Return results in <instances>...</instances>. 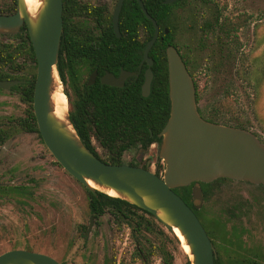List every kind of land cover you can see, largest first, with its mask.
<instances>
[{
	"label": "rangeland",
	"instance_id": "obj_1",
	"mask_svg": "<svg viewBox=\"0 0 264 264\" xmlns=\"http://www.w3.org/2000/svg\"><path fill=\"white\" fill-rule=\"evenodd\" d=\"M8 2L0 0V4ZM210 2L217 5L221 19L242 24L236 32L238 45H229L234 60L225 70L216 72L209 62V53L214 49L211 36L201 34L198 27L200 20L209 15V4L186 0L173 7L177 23L174 40L197 66V107L205 117L209 116V108H215L217 123L240 125L264 144V0ZM58 80L69 105L67 88L59 76ZM25 108L16 92H0V129L10 134L0 145V254L29 250L47 254L61 264H162V252L170 256L172 264L190 261L180 241H170V231L158 222L154 224L156 232L143 229L134 233L138 216L152 219L140 211L131 219L115 217L107 210L94 219L85 236L91 216L87 188L58 164L37 133L24 132L8 120L23 116ZM93 147L102 159H110L94 142ZM158 153L159 149L152 147L147 151L132 148L123 153L121 160L127 164L140 157L143 163H152L151 171L160 170L162 175L164 164L157 161ZM224 189L258 193L243 182H227ZM249 215L246 227L253 230L254 242L264 243L259 204L251 207ZM138 245L146 251L144 260L135 250Z\"/></svg>",
	"mask_w": 264,
	"mask_h": 264
},
{
	"label": "water",
	"instance_id": "obj_2",
	"mask_svg": "<svg viewBox=\"0 0 264 264\" xmlns=\"http://www.w3.org/2000/svg\"><path fill=\"white\" fill-rule=\"evenodd\" d=\"M177 0H164L171 4ZM13 15L0 14V31H14L25 22L34 49L37 73L33 93V109L40 136L54 159L74 179L91 191L112 190L117 198L152 214L165 228L176 227L190 248L191 264H213L212 245L193 210L173 190L193 182L208 183L220 177L264 185V144L251 131L209 121L198 112L196 89L178 50L166 48L170 113L159 132V157L163 161L162 175L128 164L101 161L83 144L70 115L65 119L54 115L51 94L58 81V56L63 32L62 0H41L34 15L28 12L25 0H16ZM123 0L113 14V28L120 36L118 19ZM142 12L154 27L147 41L141 64L145 61V81L142 96L150 93L153 73L149 51L159 36V26L149 15L141 0ZM168 33V29H165ZM140 64V66H141ZM135 73L122 71L116 78L105 76L102 82L122 86L126 77ZM0 82V86L7 87ZM91 181L98 188L89 185ZM193 196L201 200L195 187ZM93 225L92 217L86 232ZM0 264H61L55 258L29 250H9L0 254Z\"/></svg>",
	"mask_w": 264,
	"mask_h": 264
},
{
	"label": "flooded vegetation",
	"instance_id": "obj_3",
	"mask_svg": "<svg viewBox=\"0 0 264 264\" xmlns=\"http://www.w3.org/2000/svg\"><path fill=\"white\" fill-rule=\"evenodd\" d=\"M127 1L123 0L119 12L118 26L121 11ZM135 1L140 7L138 0ZM185 1L177 0L178 4L184 3ZM118 2L119 0H62L63 26L66 23L74 30L75 34L68 36V38L72 42H75L74 45L69 46L76 48L74 53L75 60H72L71 63L68 61L67 67L63 70V84H65L67 88L66 92L69 96L68 107L70 117L85 123H96L98 121V117L93 110L96 106L95 98L98 95V91L105 93L106 91H114V88L125 87L128 89L132 85L131 79H133V89L137 91L139 88L142 94V85L145 81V71L147 69V63L145 61L141 64L143 51L147 43L146 29L141 22L137 34L122 36L120 33V36H117L113 28V14ZM141 2L143 3V0ZM0 5L1 15H13L17 11L16 0H9L7 4L2 3ZM116 38H120L123 41L117 44L115 42ZM139 48H141L142 56L135 69L124 68L123 66H120L118 70L111 69L113 64H115L113 54L116 49H124L121 50L123 51V58L125 61L130 62L131 60L136 61L138 59ZM122 71L135 74L126 77L122 86H114L102 82L105 76L113 75L118 78ZM36 73L37 63L35 53L25 22L14 31H0V82L8 84L7 87L0 86V92L9 94L16 92L21 102L25 104L26 108L23 116L8 117V120L10 121L12 119L20 130L27 133H37L25 131L19 126L20 122H23L29 117L30 103L27 101V91L31 88L32 81L34 83L33 85H35ZM31 105L33 109V99ZM37 134L43 142L39 131ZM0 136L4 140L5 138L8 139L10 134L0 129ZM3 140L0 141V145L3 144ZM93 142L101 150L108 151L91 134L92 146ZM160 145L161 143L154 141L144 151L149 150L150 147L160 150ZM94 150L96 151L95 148ZM158 160H161L159 153ZM127 164L150 170L149 168L152 163L150 161L143 163L142 158L138 157L135 162H129ZM158 175L160 176L161 172ZM227 182L246 183L254 187V190L258 193L241 189L225 190L224 184ZM184 187L189 188L190 194L188 202L185 201V203L197 216L212 245L213 264H264V243H255L254 240L256 239L253 236V230L251 231V228L246 227L247 218L250 217L251 207L259 204L260 215L258 217L262 224L260 231L263 235L261 241H264L263 184H254L249 181L220 177L208 183L196 181ZM195 187L201 191V200L193 196V189ZM230 197L234 198L230 200ZM136 214L137 211H135L134 217ZM90 215L94 225V219L98 218H94L92 214ZM156 221L159 225L163 226L157 219ZM86 232L85 236H87Z\"/></svg>",
	"mask_w": 264,
	"mask_h": 264
},
{
	"label": "trees",
	"instance_id": "obj_4",
	"mask_svg": "<svg viewBox=\"0 0 264 264\" xmlns=\"http://www.w3.org/2000/svg\"><path fill=\"white\" fill-rule=\"evenodd\" d=\"M194 1L199 5L208 6L209 4V15L200 20V25H198V27L201 34L204 36L209 34L211 36L214 49L209 53V62L212 63V71L216 72L225 70L226 66L235 58L232 54L233 52L229 50V45H238L236 32L242 24L240 22H231L226 18L221 19L220 10L217 5L215 3L212 4L210 0L209 2L208 0ZM143 4L149 15L159 26V36L149 51V57L153 61L151 65L153 78L149 95L147 97L142 96L139 88L135 91L133 89L134 80L131 79L132 85L128 89L124 87L114 88V91H106L105 93H103V91L97 92L98 95L95 98L96 106L93 108L98 117L96 123H85L70 117L78 136L87 149H89L101 161L110 164H122L121 156L125 150L136 148L139 151H144L148 148L150 143L154 141L161 143L162 139L158 136V133L166 124L170 113L168 68L166 59L167 46L171 45L175 47L180 53L188 72L193 78L196 89V102L198 104V84L195 80V69L197 66L180 51L178 44L174 40L177 23L173 7L176 6L178 2L164 4V0H143ZM141 22L146 29L147 42L153 36V24L146 18L135 0H128L120 14V33L122 36L127 34H137ZM165 29H168V33H165ZM73 34H75L74 30L65 23L63 26L57 65L62 83L64 82L63 70L67 67V62L69 61L71 63L72 60H75L74 53L76 48L71 47L75 42H72L68 38V36ZM122 41L123 40L120 38L115 39L117 44ZM121 50H115L113 54L115 64H113L111 69L114 68L118 70L120 66L135 69L142 56L141 48L138 50V59L136 61L131 60L130 62L124 60L123 51ZM33 84L32 81L31 88L27 91V101L30 103L29 117L23 122H20L19 126L25 131L38 133L36 119L31 105L33 99ZM198 112L203 118L209 121L218 122L216 119L218 112L215 108H209V116L207 117L203 115L204 112L199 107ZM235 126L244 128L240 125ZM91 134H93L97 141L108 150L107 153L109 154V160L102 159L96 153L94 147L91 145ZM1 140L3 139L0 136V141ZM159 172L160 170H157L155 173L158 175ZM173 190L184 201L188 202L190 197L188 187H181ZM87 193L89 212L94 218H99L106 212V210H108L114 216L121 215L134 219L135 211H141L152 219L144 218L141 215L138 216L139 220H137L135 226H133V232L136 233L143 229L149 232L158 231L154 228V224L157 221L150 213L125 200L109 196L108 194L97 190L91 191L87 189ZM159 231L161 235L168 238L163 230ZM170 234L172 236L170 241L178 243L177 237L171 231ZM161 247H163L161 248V251H164V246ZM135 250L137 251L138 256L144 260V257L146 256L144 248L138 245ZM162 256V264H172L170 256H166V254L164 255L161 252V257ZM185 264L191 263L189 260H186Z\"/></svg>",
	"mask_w": 264,
	"mask_h": 264
},
{
	"label": "bare ground",
	"instance_id": "obj_5",
	"mask_svg": "<svg viewBox=\"0 0 264 264\" xmlns=\"http://www.w3.org/2000/svg\"><path fill=\"white\" fill-rule=\"evenodd\" d=\"M28 12L31 15H34L37 12L38 7L41 4V0H25ZM60 83H58L57 80H55V86L51 94V101L54 107V115L63 120L65 119L66 111L68 110V105H67V98L65 94L61 91V88H59ZM89 185L93 188H98L95 186L91 181H88ZM100 189V188H98ZM106 192L109 196L116 197L117 194L112 191V190H104L100 189ZM172 233L177 237V239L180 241L181 247L184 249L185 253H187L190 257H192L190 248L187 245L183 235L179 231L178 228L174 227Z\"/></svg>",
	"mask_w": 264,
	"mask_h": 264
}]
</instances>
